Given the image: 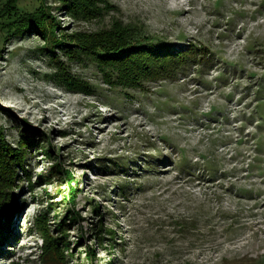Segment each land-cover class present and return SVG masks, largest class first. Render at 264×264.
I'll list each match as a JSON object with an SVG mask.
<instances>
[{
    "label": "rangeland",
    "instance_id": "1",
    "mask_svg": "<svg viewBox=\"0 0 264 264\" xmlns=\"http://www.w3.org/2000/svg\"><path fill=\"white\" fill-rule=\"evenodd\" d=\"M69 2L18 4L45 8L59 37L118 22L156 55L195 59L109 82L92 60L52 59L36 31L0 25V132L26 168L0 264H264V0H95L98 13L77 16ZM57 59L89 87L58 81Z\"/></svg>",
    "mask_w": 264,
    "mask_h": 264
},
{
    "label": "trees",
    "instance_id": "2",
    "mask_svg": "<svg viewBox=\"0 0 264 264\" xmlns=\"http://www.w3.org/2000/svg\"><path fill=\"white\" fill-rule=\"evenodd\" d=\"M18 1L1 0L0 25H3L7 32L22 34L28 30L36 31L38 35L44 37L47 45L42 48L46 49L52 59H56L55 49L61 51L68 58L77 59L78 61L90 59L102 70L109 82L114 79L130 81V83L142 82L145 81V78L154 79L162 73L159 72L161 68H165L167 73H170V71H176L178 66L188 63L187 61L191 58L195 59L193 56L189 57V52L192 49H188L187 52L169 50L156 55V44L151 38L150 40L148 36L141 38V34L136 28L122 26L118 22H115L109 30L98 33L96 38L90 35L72 38L65 35L59 37L55 33L57 23H55L53 15L46 12L41 5L35 7L33 11L26 10L19 6ZM94 1L70 0L66 7L73 15H85L86 13L90 15L94 12L98 13L94 9ZM62 64L61 61L56 60V65L60 70L57 77L58 81L61 83L64 81L65 85H78L85 91L89 86L85 87L81 81L75 79L67 70V67ZM114 76L115 78H113ZM32 141L33 138L30 134L21 135L22 145L26 148L31 146ZM22 149L24 151L25 147L15 148L8 144L0 132V231L6 228L2 218L8 214L9 197L12 194L13 186L16 184L15 179L19 177L18 169L21 168L22 171H26L23 164L25 157ZM49 153H52L51 149ZM181 169L192 175L190 168L182 167ZM61 174L67 175L70 180L73 179L71 172L65 171ZM70 190L72 195H76V187H71ZM37 220L39 225L46 229L44 214L39 213ZM5 239L6 235L2 234L0 251L4 247ZM87 254L94 256L93 252Z\"/></svg>",
    "mask_w": 264,
    "mask_h": 264
}]
</instances>
